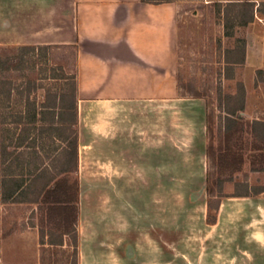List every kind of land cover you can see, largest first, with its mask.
<instances>
[{"label":"rangeland","instance_id":"1","mask_svg":"<svg viewBox=\"0 0 264 264\" xmlns=\"http://www.w3.org/2000/svg\"><path fill=\"white\" fill-rule=\"evenodd\" d=\"M235 1L247 0L173 1L176 74L185 98L168 102L169 150L161 161L165 166L151 170L126 169L118 162L113 166L111 152L101 151L85 135L81 141L85 131L79 126V171L72 176L80 189L76 243V233L62 237L66 212H39L30 182L36 167L58 171L66 160L61 150L69 133L52 128V114H46L43 122L38 114L49 94L69 91L77 73V46L31 40L23 44L21 38H13L21 25L15 21L19 7L15 0H0V188L4 192L0 230L4 239H22L5 247L0 264H192L190 230L219 217V211H209V201L213 207L224 201L220 223L264 225V192L256 194L264 189V171L254 170L264 167V143L251 130L253 121H264V73L257 74L264 71V24L258 19L264 18V4L259 11L256 6L254 18L248 21L249 11L231 3ZM243 59L244 63H236ZM243 97L245 108L239 113L248 125L227 137L221 130L226 111L241 106ZM186 113L205 115L206 167L201 166L199 153L189 150L187 140L181 144L178 139L183 130L192 131ZM212 144L216 149L232 148L239 159L228 162L221 174L224 184L214 185L210 195L208 180L216 174L207 157ZM152 158L153 166L160 162L154 154ZM125 177L130 182H119ZM21 181L30 185L16 196L12 193ZM3 196L7 202L1 200ZM263 250L264 246L241 259L264 264Z\"/></svg>","mask_w":264,"mask_h":264},{"label":"crops","instance_id":"2","mask_svg":"<svg viewBox=\"0 0 264 264\" xmlns=\"http://www.w3.org/2000/svg\"><path fill=\"white\" fill-rule=\"evenodd\" d=\"M15 3L19 7L15 21L22 26L13 38H21L23 44L31 40L33 44L77 46L79 126L85 131L81 141L85 135L101 151L111 152L113 166L116 162L126 169L165 166L161 161L169 150L168 102L185 98L176 74V4L142 0ZM192 114L186 113L192 131L176 135L181 144L187 140L189 150L198 152L201 166L206 167L205 115ZM153 154L160 161L155 166ZM125 178L119 182H130ZM224 206L223 201L217 223L190 230L192 264H249L242 256L255 255L264 246V225L220 223ZM21 241L19 236L4 239L0 230V257L5 247Z\"/></svg>","mask_w":264,"mask_h":264},{"label":"trees","instance_id":"3","mask_svg":"<svg viewBox=\"0 0 264 264\" xmlns=\"http://www.w3.org/2000/svg\"><path fill=\"white\" fill-rule=\"evenodd\" d=\"M147 3H163V2H173L177 0H142ZM220 5L222 2H215ZM238 6H245L248 13V21H252L254 18L255 12L254 9L257 6V11L260 10V6L264 4L261 2L257 4L256 1H235L231 2ZM22 49L25 50H35V47L23 46ZM244 63V59L241 62ZM2 65V58L0 57V69ZM264 71L258 70L257 74L261 75ZM73 83L70 85L68 92L57 96V94H49L47 101L43 102L40 107V113L38 114L40 122L45 120L46 114H52L54 117V122L51 125L52 128H57L59 132L65 131L69 133L66 136L67 146L64 147L63 151L65 155V162L62 164L61 169L58 171H50L49 169H44L45 167H36L34 173L32 174L33 179L30 184H24L25 181H21L20 185L16 184L12 194L18 196L25 186L30 185L34 187V192L36 194L35 201L33 203L38 204V210L40 213L45 212H56L64 211L67 213L68 218L66 221L61 222L62 228V237L68 236L72 233H76L75 242L78 241L77 236V212H78V202H79V182L76 178H72L73 175H76L79 171V108H78V80L77 73L73 77ZM34 89L39 90L40 87H35ZM242 92L245 91L244 86L241 85ZM244 96V94L242 95ZM50 99H54V103L50 104ZM244 106V97L241 103V106L234 109H228L226 111L227 115L224 120V124L221 127L224 135L229 137L231 136L235 129L244 128L245 125H248L243 117L240 115V111H243ZM55 120H58L55 122ZM36 122V119L32 120V123ZM251 130L255 137L264 143V121L255 120L251 123ZM207 157L209 159L210 165L216 169L215 178L213 181L208 180V193L214 194L215 188L221 187L224 184V181L221 177L225 166L229 161H237L239 159L238 155L232 148L228 149H216L215 146L209 145L207 148ZM240 160H243L240 158ZM255 171H264V167L259 169H254ZM66 176L62 178L61 176ZM16 182V181H12ZM18 182V181H17ZM21 188V189H20ZM264 192V189H258L256 194H261ZM4 195L3 188H0V195ZM221 197V196H220ZM239 197H250V195H241ZM3 202H7V197H1ZM221 201H218L216 206H212L210 201L208 202L209 211L214 210L219 211ZM70 221V222H69ZM217 223V216L213 219H209V224ZM44 226V224H43ZM53 244V243H52Z\"/></svg>","mask_w":264,"mask_h":264},{"label":"built area","instance_id":"4","mask_svg":"<svg viewBox=\"0 0 264 264\" xmlns=\"http://www.w3.org/2000/svg\"><path fill=\"white\" fill-rule=\"evenodd\" d=\"M258 19L264 24V18H259Z\"/></svg>","mask_w":264,"mask_h":264}]
</instances>
